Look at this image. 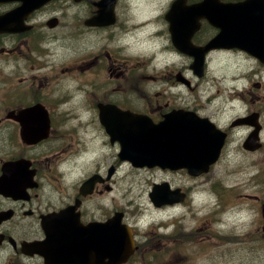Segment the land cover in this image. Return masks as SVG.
Listing matches in <instances>:
<instances>
[{"label": "flooded vegetation", "instance_id": "1", "mask_svg": "<svg viewBox=\"0 0 264 264\" xmlns=\"http://www.w3.org/2000/svg\"><path fill=\"white\" fill-rule=\"evenodd\" d=\"M97 1L0 0V185L22 180V188L0 193V257L8 254L13 264L17 262L10 253L45 264L39 255L25 254L22 242L43 237L41 217L46 213L73 205L84 224L111 217L105 206L93 205L89 212L87 204L109 195L117 166L93 170L78 185L69 180L79 165L96 163V153L103 162L101 151L109 146L119 150V135L113 137L103 117L119 131L128 123L120 118L122 110L155 123L172 111L193 110L224 130L226 142L231 131L247 127L242 146L259 125L264 148V59L229 47L249 42L252 50L264 52V0H163L135 20L128 15L130 2L116 0L115 22L102 25L89 23L98 13ZM205 2L206 12L196 11ZM245 19L252 21L250 31ZM221 25L231 27L230 35L205 53V73L198 77L192 70L196 58L185 51L213 43ZM147 30L154 43L144 54L135 41L138 32ZM231 55L255 63L244 70L245 84L236 87L239 97L234 98L243 110L235 118L257 113L255 124L234 127L235 118L221 121L220 91L205 85L214 57ZM203 84L202 94L192 99ZM95 174L100 178L94 191L82 193L81 185ZM189 197L187 192L183 203ZM189 233L187 238L196 242L195 232ZM172 240L169 235L158 245L150 246L148 239L136 242V251L123 264H162L166 256L168 264L178 257L185 261L173 251Z\"/></svg>", "mask_w": 264, "mask_h": 264}, {"label": "rangeland", "instance_id": "2", "mask_svg": "<svg viewBox=\"0 0 264 264\" xmlns=\"http://www.w3.org/2000/svg\"><path fill=\"white\" fill-rule=\"evenodd\" d=\"M162 1L125 0L126 3L130 2L128 15L131 20L152 13L155 5ZM136 26L141 29V26ZM149 32V30L138 32L136 35L135 44L144 54L150 53L153 48L154 42ZM227 61L231 63L226 64ZM253 64H255L253 61L243 60L240 57L234 59H227L226 56L214 57L205 85L213 90L221 89L217 105L220 109L219 118L222 120H230L243 112L236 99L230 95L229 86L237 84L242 87L245 81L228 80L223 83L221 78L229 73L243 75L244 70L252 67ZM205 85H201L193 92L192 99ZM246 131L245 126L239 129L233 137V144L225 147L219 163L210 173L202 176L204 179L193 178L183 170L174 173H163L158 170L139 171L131 169L127 163H122L121 170L119 169L112 179V190L115 192L110 193L104 200L92 199L87 204V209L91 212L93 205L105 206L107 210L113 207L117 209V205L122 209L128 208L130 217L136 220L140 229L139 237H142L140 240L143 242L148 239L150 246L160 244L163 236L171 235L173 251L187 258L184 261L183 258L178 257L174 264H264L263 218L259 202L256 201L257 194L264 197V148L255 152L244 149L242 137ZM116 151L110 146L101 151L100 155L106 158L103 162L99 161L96 153V163L79 165L77 169L71 171L69 180L78 185L91 171L106 169L116 158ZM127 171L133 180L123 179ZM255 177L259 180H255ZM160 180L169 181L173 187L190 185L192 189L188 202L169 207H155L148 193L151 183ZM205 184L207 186H203ZM224 184L239 190L237 194L252 195L253 200L239 198L231 190L224 189ZM231 197L234 198L229 200ZM220 199L225 200L226 203L221 205ZM190 215L193 218L188 219ZM18 220L20 219L16 218L14 221L18 222ZM174 223L176 227L171 232ZM190 231L195 232L193 236L197 237L196 242L187 238L191 237ZM181 233L187 236L180 235ZM231 234L238 235L242 241L227 242ZM9 255L13 256L17 264H41L40 261L29 260L22 254ZM6 256L0 257V264H13L8 254ZM162 264H168L167 256L162 260Z\"/></svg>", "mask_w": 264, "mask_h": 264}, {"label": "water", "instance_id": "3", "mask_svg": "<svg viewBox=\"0 0 264 264\" xmlns=\"http://www.w3.org/2000/svg\"><path fill=\"white\" fill-rule=\"evenodd\" d=\"M115 0H101L97 4L104 12V8L114 3ZM113 15V13H112ZM195 69L201 73L203 64H194ZM128 121L133 123V127L123 129L119 139L122 141V149L119 153L120 159H129L136 166L160 165L173 169L187 168L188 172L194 176L207 172L221 152L224 140L216 133L215 127L198 116L185 115L183 123L179 126L178 117L170 116L160 125H152L140 117L126 115ZM257 138L251 143H246L245 147L251 150L257 148ZM186 194L180 189L172 190L170 183H157L150 193V197L156 206L173 204L184 200ZM264 221V203L262 207ZM65 220V216L61 217ZM69 227L63 228L55 224L46 227L48 233L44 244L48 246L69 247L63 251L68 253V258H73L70 264H75L80 260L81 249L76 238L87 237L91 239L90 245L96 246L97 252L103 255L95 259L103 264H120L132 251V236L130 229L120 223V218H113L105 224L106 231L103 233L106 243H93L95 237L93 229L80 227L72 222H68ZM264 231V224H263ZM112 242V243H111ZM97 244V245H96ZM103 245L106 249H103ZM36 251H41V244L35 247ZM90 250V252H92ZM111 254L110 260L105 262V257Z\"/></svg>", "mask_w": 264, "mask_h": 264}, {"label": "bare ground", "instance_id": "4", "mask_svg": "<svg viewBox=\"0 0 264 264\" xmlns=\"http://www.w3.org/2000/svg\"><path fill=\"white\" fill-rule=\"evenodd\" d=\"M98 3V1L96 2V4ZM98 5V4H97ZM113 15H114V17L116 18L117 17V12L116 11H114L113 12ZM5 18V17H4ZM3 18V19H4ZM7 18V17H6ZM1 19H2V17H1ZM4 21V20H3ZM230 79H235V77L234 76H232V75H230ZM236 135V131H231V134H230V136H229V140H227V142H226V144L225 145H232L233 143H232V141H233V137ZM226 146V147H227ZM112 163V165H115V166H117L120 170H121V164L119 163V161H118V159L117 158H114L112 161H111ZM125 175H126V177L125 178H123L125 181L126 180H133V178L132 177H130V174L128 173V171L125 173ZM152 184V183H151ZM177 188L178 189H180L181 191H183V192H189L190 194H191V190L190 191H188L189 190V188H191V186L189 185H185V186H183V185H177ZM192 189V188H191ZM129 194V193H128ZM190 218H193V216H191L190 215V217L188 218V219H190ZM129 222L133 225V226H136V227H138V224H137V222H136V220L135 219H133L132 217H130L129 218ZM234 248V247H233ZM11 254V253H10ZM5 257H7L6 255H5ZM4 258V257H3Z\"/></svg>", "mask_w": 264, "mask_h": 264}]
</instances>
